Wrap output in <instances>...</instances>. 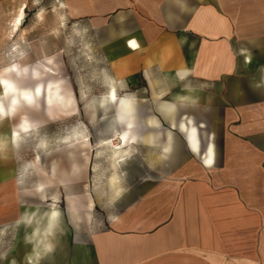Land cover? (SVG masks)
<instances>
[{"label":"crops","instance_id":"obj_1","mask_svg":"<svg viewBox=\"0 0 264 264\" xmlns=\"http://www.w3.org/2000/svg\"><path fill=\"white\" fill-rule=\"evenodd\" d=\"M57 1L97 36L111 73H141L147 92L169 97L156 106L167 121L154 126L170 133L136 138L134 119L120 120L108 140L117 143L113 165L123 146L142 142L156 148L155 167L115 181L105 228L99 220L92 228L82 198L67 205V217L56 204L25 205L15 212L27 228L15 234V264H264V3ZM27 3L0 0V14Z\"/></svg>","mask_w":264,"mask_h":264},{"label":"rangeland","instance_id":"obj_2","mask_svg":"<svg viewBox=\"0 0 264 264\" xmlns=\"http://www.w3.org/2000/svg\"><path fill=\"white\" fill-rule=\"evenodd\" d=\"M59 7L57 0H28L16 26L18 10L0 14V77L16 87L0 94V138L5 137L0 140V264H15V234L27 230L15 212L25 205L56 204L67 217V205L82 198L92 228L97 220L105 228L115 181L155 167L156 148L142 142L123 146L122 159L113 165L108 140L124 123L109 96L111 87L118 97L134 99L136 138L160 133L167 139L170 133L166 125L154 126L156 119L167 121L156 106L169 97L147 92L141 73L131 80L111 73L97 36ZM258 22L264 40V13Z\"/></svg>","mask_w":264,"mask_h":264},{"label":"bare ground","instance_id":"obj_3","mask_svg":"<svg viewBox=\"0 0 264 264\" xmlns=\"http://www.w3.org/2000/svg\"><path fill=\"white\" fill-rule=\"evenodd\" d=\"M22 14H23V8L18 11L17 16L15 17V26L20 23V19L22 18ZM15 88L16 87L13 85V83H12V81L10 79L5 78V77H0V94L4 93V91L8 90V89L16 90ZM27 92H29V91H27ZM109 96L114 100V102L116 104V111H117L118 119L121 120V121H126L128 124H130L132 122V120L135 118V113H134L135 111H134V104H133L134 103V99L131 98L130 96L118 97L115 94L113 87L110 88ZM14 100H15V95L13 94L12 101H14ZM3 104H4V102L2 100V95H1L0 96V108H1V106H3ZM4 113H5V111H4ZM125 133H126V131L124 129L123 132L121 133L122 141L124 140ZM186 134L188 135V138L191 140L193 147L196 148V146H197L196 142L197 141H196L195 128H194L193 125H190L188 127V129L186 130ZM112 146L117 148V143H112ZM209 152H211V148H209ZM0 186L4 188V183H1Z\"/></svg>","mask_w":264,"mask_h":264}]
</instances>
